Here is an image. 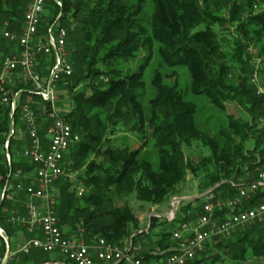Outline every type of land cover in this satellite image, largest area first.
Instances as JSON below:
<instances>
[{
	"label": "trees",
	"instance_id": "16d2710c",
	"mask_svg": "<svg viewBox=\"0 0 264 264\" xmlns=\"http://www.w3.org/2000/svg\"><path fill=\"white\" fill-rule=\"evenodd\" d=\"M56 1H47L40 28L41 31L44 26L50 28L61 15L58 24L68 31L74 73L57 83L56 89L69 92L70 109L61 114L80 136V142L65 158L68 163L65 167L79 172L84 184L83 192L78 195L70 182L59 183L60 198L56 205L59 227L64 224L77 230L79 224L87 240L103 238L124 250V244L141 230V221L127 201L130 197L158 207L179 194V187L186 182L188 173L201 174L206 182L202 193L223 183L213 194L224 197L234 196L240 187L258 179L260 172L255 169L264 166V127L258 125V120L264 117V94L258 95L259 89L251 79L256 72L264 77V0ZM28 2L0 0V57L6 56L11 46L5 39V32H20ZM145 3L151 5V14L143 21ZM226 32L236 35L230 53L221 39V34ZM251 46L259 49L262 61L259 69L249 68L252 58L248 49ZM13 49L15 51V47ZM154 50L163 64L187 71L189 91L193 95L206 97L224 112L229 103L239 105L243 115L227 116L228 124L221 130L220 141L198 127L196 104L186 99L185 93L178 88L179 83H166L167 79L177 77L175 73H155L152 84L156 94L145 109L141 96L146 91V66L131 72L121 67L143 51H150L146 57L150 60ZM44 60H40V71L46 69ZM85 83L84 89L77 90ZM22 89V101L15 113H12L11 104L3 103L0 91V202L5 192L0 207V228L11 250L20 241L19 232H27V227L17 218L27 215L26 188L31 183L27 176L37 171V166L23 156L24 146L18 130L27 132L25 150L31 145V137L21 108L28 98L33 100L31 107L38 116L42 104L49 107L31 92L30 85L12 87L13 93ZM87 89L91 90L90 95ZM123 121L131 124H123ZM148 126L153 129L157 171L144 157L147 144L144 133ZM125 128L131 133L144 134L140 147L111 144L110 135L113 138L119 129ZM39 135L47 149V130ZM250 141L254 147L248 149L246 145ZM198 143L208 148L211 156L194 165L187 158L186 149ZM261 170L264 171V167ZM19 173L21 176L17 178ZM246 176H249L248 183L239 181ZM19 184L22 185L20 191L17 190ZM262 203L264 193L259 191L245 201L243 209H253ZM202 205L201 200L189 202L182 205V211L186 215L191 211L199 212ZM186 219L185 216L182 221ZM159 220L152 219L150 233L143 232L133 239V248L139 237L151 235ZM178 223L175 219L171 224ZM254 229L262 235L259 225ZM172 233L160 235L156 248L145 249L135 259L150 264L171 255L169 250L179 244ZM210 247L209 253H199L188 264H264L262 237L250 240L248 235H238L234 240L217 239ZM7 249L6 241L0 237L1 259ZM133 252L134 249L130 254Z\"/></svg>",
	"mask_w": 264,
	"mask_h": 264
},
{
	"label": "built area",
	"instance_id": "2783aa9c",
	"mask_svg": "<svg viewBox=\"0 0 264 264\" xmlns=\"http://www.w3.org/2000/svg\"><path fill=\"white\" fill-rule=\"evenodd\" d=\"M47 1L29 0L20 32L10 30L4 35L5 39L13 44L15 51L6 55L2 61L1 100L6 105L11 104L12 111L17 108L16 100L20 93L12 95L9 90L11 83L9 78L15 76L24 84L32 85V93L49 104V107L48 105L42 107V112L51 124L48 130L51 139L46 150L36 127L38 121L36 111L29 104L22 106V118L31 137V145L24 151L23 156L37 166L26 192L31 198L46 200L48 210L41 214L36 205L30 204L27 216L17 218L30 233L41 231L42 237L17 245L16 251L26 255L34 249L58 253L72 264H95V259L110 264H120L123 261L144 264L142 260L135 259L134 255L130 254L131 248L124 251L107 243L103 238L97 239L94 244L81 239L67 238L59 227L55 194L62 180L76 179V172L65 167V158L71 148L80 142V136L75 134L72 126L55 107L57 83L70 78L74 68L68 55L67 28H61L57 20L53 26L41 33L40 27ZM57 4L62 5L60 2ZM42 58L48 61L45 63L46 69L40 71ZM258 123L259 127L263 128L264 118H260ZM262 150L264 151V143ZM8 158L10 159L9 156ZM20 176L19 173L17 178ZM17 190H22L21 184L17 186ZM259 191L264 193V172L248 186L240 187L234 196L208 197L202 205L201 212L187 213V217L194 220H181L178 228L173 231V239L179 242V245L173 249L172 254L150 264H188L213 240H230L248 228L258 225L262 229L261 236L264 240V203L253 209H243L245 201L251 200ZM172 219L175 220V217ZM0 237L4 241L8 240L1 228ZM7 259V256L0 258V264H7Z\"/></svg>",
	"mask_w": 264,
	"mask_h": 264
},
{
	"label": "rangeland",
	"instance_id": "374dc122",
	"mask_svg": "<svg viewBox=\"0 0 264 264\" xmlns=\"http://www.w3.org/2000/svg\"><path fill=\"white\" fill-rule=\"evenodd\" d=\"M244 1H246V0H244ZM60 7H62V5ZM150 9H151V5L149 3H145L144 11L146 13V18H144L143 21L148 20L147 17H149V15L151 14ZM60 17H61V15H60ZM60 17L58 18V21H59ZM42 28H43L42 33H44L46 31L47 27L44 26ZM235 36L236 35L234 33L232 35L227 33V32L221 34V39H222L224 48L227 51V53H230V51L232 50L231 47L233 46V43H234L233 39ZM5 44L3 46L4 51H5V49H7ZM10 45H11L10 49H8V53H6V55L14 52L13 51L14 50L13 44H10ZM69 47H68V52H69ZM248 51L250 52L251 58H252L249 68H252V67L255 68L256 67L257 69H259V67H261L260 65L262 62L261 56L259 53V49H257L256 46H251L250 49H248ZM149 53H150V51H143L135 59L127 60L126 63L121 67L122 69H125V72H131V71H138V69H140L142 66H144V65L146 66L144 69V81L146 82V91L141 96V97H143V104L145 106V109L147 110L149 108V101L152 100L156 94L155 89H154L153 84H152L155 73L157 71L161 72L163 75H166V74L171 75V74L175 73L177 75V77L176 78L173 77L171 80L167 79L166 83H168V84H174L175 82L179 83L178 88H179V90H181V92L183 91L185 93L186 99L196 104V107H197L196 124L198 125V127L205 134H209L210 137L212 136L217 141H220L221 130L226 128L227 124H228L227 116L228 115H234L238 118V117H241L243 115V112H242L241 108H239V105L229 103L226 105V111L225 112L220 111L218 108L213 106L206 97L193 95L189 91L190 77H189V74L187 73L186 70L181 69V68H171V67H168L167 65L163 64L161 62V60L159 59V56H158L156 50L153 51L151 59L147 60L146 57L148 56ZM69 54H70V52H69ZM3 57L4 56L0 57V60ZM251 80H252V83L255 84L259 89L258 95L260 93L264 94V77L261 76L260 73L256 72L254 74V77ZM86 84L87 83L82 84L79 87V89H77V90L84 89V87H86L85 86ZM86 92L88 95L91 94L90 89H87ZM56 94H57V97H56L57 100L55 103V107L58 110L57 112H59L60 114H61V112L62 113L68 112L70 109V94H69V92L65 91V90H59L58 89V90H56ZM61 116L64 117V114H61ZM126 123L131 124V123L123 121V124H126ZM148 127H147V132L144 133V134H146V136H144V134L131 133L128 131L127 128H125V129H119L113 135V138H112V135H110L109 139L111 140L110 141L111 144L114 146H128V145L134 146L135 145V147H140L143 144V138H142V135H143L144 137H146L145 141L147 143L146 148H145L146 154L144 157H146L153 164L154 169L157 171L158 170V157H157V151L155 148V143H154V140L152 138L153 137L152 136L153 129L151 127H149V128ZM128 128H129V126H128ZM48 130L49 129H47V139H48V144H49V141L51 139V135L48 134ZM19 134H21V132H19ZM19 137H21V135ZM246 147L248 149L253 148L254 147L253 141L248 142ZM256 155H257L258 162H259L258 152ZM186 156L188 159H190L192 161V163L194 165H197L198 162H200L204 158L211 156V151L208 148L203 147L200 143H198V144H194L193 147L186 149ZM92 158L93 157L91 156L90 160ZM262 168H256L255 172L263 173L264 171L261 170ZM70 169L73 170L74 172H76L73 168H70ZM79 174H80L79 172H76V176H75L76 179L72 180L69 183L71 188H74V190H76V193L78 195H80V193H82L84 190V184H83V181L80 180ZM240 180L244 181L243 183H248L249 176H246L245 178H239V181ZM203 181H204V179L201 176V174L198 176V174L192 175L191 173H188V177L186 179V182L179 187V191H180L179 194H177L176 197H173L171 200L167 201L166 203L159 205L158 207L152 206L149 204L141 203V202L137 201L134 196L130 197L127 201L131 205V208L133 209V211H134L136 217L139 219V221L141 219V222H140L141 223V230L136 233L137 234L136 236L140 235L143 232L150 233V226H151L150 223H151L152 219L153 218H159L160 215L165 214V216L169 220L168 222L172 223L174 221L172 219V216L174 217V212L172 210V203L174 202V200L179 199V198H194V197H199V196L204 195L207 191L202 193V188L206 185V182H203ZM214 192L215 191H213V193ZM213 193L211 195H209L208 197H210V196L218 197L216 194H213ZM208 197L201 199L202 203H205V201L207 200ZM197 201H200V200H197ZM186 203H189V202H186ZM186 203L185 202L180 203V204L176 203L174 205L175 210L176 211L178 209L183 210L181 208V206L184 204L186 205ZM199 212H201V210ZM181 213L183 214L182 217L186 216V218H187L186 220H194L193 218L188 219V217L184 213V211H181ZM165 223L164 222L162 223L161 220H159L157 224L155 223L156 227L152 231L151 235L139 237L135 243L134 248H133L132 239H134L136 236L132 235L134 238L132 237L128 242H126L124 244V246H125L124 251H128L131 248V250H130V253H131V251L133 249H136V247L137 248L141 247V248H143L142 251L133 252V254H132V255H134V257L135 256L140 257L139 253L143 252L145 249H146V251H150L151 249L156 248L158 241H160V239H161L160 235H163V234L169 232L168 229L165 228V226H166ZM177 225H179V224H176V226L172 225V228L175 227V229H177L178 228ZM77 226H78L77 227V230H78L79 224ZM2 231H4V230H2ZM243 235H248L250 240L251 239L253 240L257 237H258V239L260 237H262L261 235L258 234V231H255L254 227L248 228L246 231H243L239 234V236H241V237ZM158 237H160V238H158ZM236 237H234L233 239H230V240H234ZM99 239H101V238H99ZM215 240H217V239H215ZM222 240H224V239H222ZM212 242H210L202 252L209 253L208 251H210V250H207V249L211 248L210 246L212 245ZM263 243H264V240H263ZM154 251H156V250H154ZM200 254H201V252H200ZM212 254H215V252H213Z\"/></svg>",
	"mask_w": 264,
	"mask_h": 264
},
{
	"label": "crops",
	"instance_id": "0c3cea01",
	"mask_svg": "<svg viewBox=\"0 0 264 264\" xmlns=\"http://www.w3.org/2000/svg\"><path fill=\"white\" fill-rule=\"evenodd\" d=\"M41 33H42V31H41ZM3 58H2V60H3ZM2 60H1V63H2ZM44 61L47 62L48 60L45 59ZM1 71H2V65H1ZM1 71H0V75L2 73ZM9 81H11V83L9 84V86H10V90H11L12 95L16 94V93H13L12 87H13V89H16L20 85L21 86L22 85H26V84H24V82H22L21 80H19L15 76L10 77L9 78ZM27 85H30V84H27ZM30 86L32 87V85H30ZM32 89H33V87H32ZM23 91L24 90L22 89V90L19 91V93H21ZM20 98L21 97L19 96L17 98V100H16V104L17 105L20 103V101H22V100H20ZM28 99H29L28 102H26L25 104H29L30 106H32L31 103L33 102V100L30 99V98H28ZM43 106L44 105L42 104V106L40 107V109ZM50 125L51 124H49V121L47 120V118L45 117V115L43 114V112H41V114H39V116H38V121H37V124H36L37 130H38V134L42 130H44V129L45 130L49 129V126ZM26 126H27V124H26ZM18 131L21 132V134H19V136L21 135V137H19V138H20V141H22L23 146H24V147H22L23 148L22 150L25 151V146H26V143H27V140H26V134H27V132L22 131V130H18ZM47 149H48V147H47ZM18 154L22 155V152H19ZM65 164H68V163H65ZM34 175L35 174H29L27 177L30 178V180H31L34 177ZM62 181L71 182L72 180H62ZM58 186H59V184H58ZM58 186H57V190H56V194H55V196H56L55 199L57 200V202H58V200L60 198V188ZM28 197H29L27 199L28 202L26 203L27 204L26 205L27 214H28V207H29L28 205H30V204L36 205L38 207V209L40 210L41 214H44V213L47 212L46 210H48V205H47L46 200H44V199H38V198H31L30 196H28ZM181 208H182V206H181ZM181 211H182L181 209H178L176 211V214L174 215L175 219L178 222H180L182 219L185 218V217H182L183 214L181 213ZM191 212H193V211H191ZM163 215H164L165 218H162V217L160 218L159 217L161 219V222L162 223L163 222H167V223H165L166 224L165 228L168 229V231L173 232L175 230V227L172 228V225L173 224H171V223L168 222L169 220L167 219V217L165 216V214H163ZM163 215H160V216H163ZM140 221H141V219H140ZM58 224H59V219H58ZM177 227H178V225H177ZM60 229L63 232L64 236L67 237V238H71V239H74L75 238V239H78V240L81 239V240H83V241H85L86 243H89V244H94L97 241V238L96 239H93V240H89V239L87 240L85 238V236H84L85 231H84L83 228L82 229L79 228L78 230H73V226L64 225L63 224V225H61ZM82 230H83V232H82ZM19 236H20L19 237L20 238L19 239L20 241L18 242L17 245L24 244L26 242H29L30 240H32L34 238H41L42 237V233H41V231H37L35 233H30L29 231H27V232L20 231L19 232ZM17 245L14 247L13 250L10 251V254H9L10 256L8 257L7 264H72V263L68 262L63 256H61L58 253H46L45 251L39 250V249L32 250L31 253L28 254V255L22 254V253H18V252H16V249H15L17 247ZM177 247L178 246H175L172 249H170L169 251L172 252L173 249H176ZM142 249L143 248H141V247H138V248L136 247V249H134V252L142 251ZM7 252H8V250H7ZM7 252H6V254H7ZM6 254L4 255V257H6ZM123 262H122L123 264H130L127 261H123ZM122 263H120V264H122ZM95 264H110V263L101 262V261L95 259Z\"/></svg>",
	"mask_w": 264,
	"mask_h": 264
},
{
	"label": "water",
	"instance_id": "95a60500",
	"mask_svg": "<svg viewBox=\"0 0 264 264\" xmlns=\"http://www.w3.org/2000/svg\"><path fill=\"white\" fill-rule=\"evenodd\" d=\"M15 111H16V109H14L13 111H12V113H15ZM13 116V115H12ZM14 126H15V122H14V117L12 118V128H14ZM229 183V182H228ZM223 183H221V184H218V185H216L214 188H212L211 190H209V191H207L204 195H202V196H199V197H194V198H179V199H175L174 200V202L172 203V210H173V212H174V215L176 214V210H175V208H174V205L176 204V203H178V204H180V203H183V202H195V201H197V200H201V199H204V198H206V197H208L209 195H211L212 193H213V191H215L219 186H221ZM4 198H2V200H3ZM2 200H1V202H0V207L2 206ZM160 217H162V218H165L164 216H160ZM137 234H135V236H136ZM134 238V237H133ZM7 241V240H6ZM132 241H133V239H132Z\"/></svg>",
	"mask_w": 264,
	"mask_h": 264
},
{
	"label": "bare ground",
	"instance_id": "6f19581e",
	"mask_svg": "<svg viewBox=\"0 0 264 264\" xmlns=\"http://www.w3.org/2000/svg\"><path fill=\"white\" fill-rule=\"evenodd\" d=\"M3 61V60H2ZM4 196H5V192H4V194H3V197L2 198H4ZM9 198H10V196H8ZM56 205H57V203H56ZM56 208V207H55ZM202 208V207H201ZM17 221H18V219H17ZM19 222V221H18ZM21 223V222H20ZM22 224V223H21ZM23 225V224H22ZM27 231H28V228H27ZM37 232V231H36ZM8 239V238H7ZM6 243H7V246H8V252H7V254H6V256H7V258L10 256L9 254H10V251H11V249H10V247H9V242L8 241H6ZM16 249V248H15ZM17 252V251H16ZM8 260V259H7Z\"/></svg>",
	"mask_w": 264,
	"mask_h": 264
}]
</instances>
